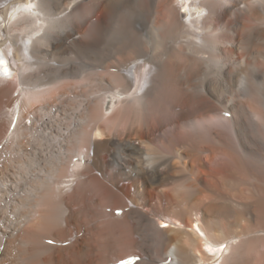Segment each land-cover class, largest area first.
I'll use <instances>...</instances> for the list:
<instances>
[{
  "label": "bare ground",
  "instance_id": "obj_1",
  "mask_svg": "<svg viewBox=\"0 0 264 264\" xmlns=\"http://www.w3.org/2000/svg\"><path fill=\"white\" fill-rule=\"evenodd\" d=\"M0 50V264H264V0H0Z\"/></svg>",
  "mask_w": 264,
  "mask_h": 264
},
{
  "label": "rangeland",
  "instance_id": "obj_2",
  "mask_svg": "<svg viewBox=\"0 0 264 264\" xmlns=\"http://www.w3.org/2000/svg\"><path fill=\"white\" fill-rule=\"evenodd\" d=\"M110 73V72H109ZM43 89H46V90H50L51 89V87L48 85V86H46V87H43ZM28 178V177H27ZM83 179V178H82ZM164 225H162V226H160L161 228L163 227ZM78 236L80 237V236H82V233H79L78 234ZM46 244H48V245H51L50 244V242H46ZM52 246V245H51ZM23 250H25L24 248H25V244L24 245H22L21 244V246H20ZM54 247H56V246H54ZM58 247V246H57ZM66 247V246H65ZM30 251V250H29Z\"/></svg>",
  "mask_w": 264,
  "mask_h": 264
}]
</instances>
